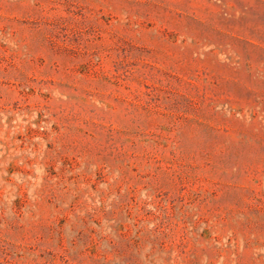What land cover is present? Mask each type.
Masks as SVG:
<instances>
[{
	"label": "rangeland",
	"instance_id": "obj_1",
	"mask_svg": "<svg viewBox=\"0 0 264 264\" xmlns=\"http://www.w3.org/2000/svg\"><path fill=\"white\" fill-rule=\"evenodd\" d=\"M0 264H264V0H0Z\"/></svg>",
	"mask_w": 264,
	"mask_h": 264
}]
</instances>
